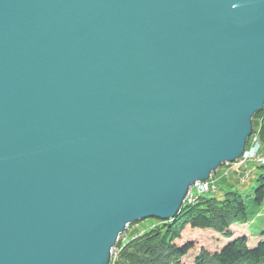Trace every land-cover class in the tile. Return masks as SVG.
I'll list each match as a JSON object with an SVG mask.
<instances>
[{"label":"water","instance_id":"obj_1","mask_svg":"<svg viewBox=\"0 0 264 264\" xmlns=\"http://www.w3.org/2000/svg\"><path fill=\"white\" fill-rule=\"evenodd\" d=\"M263 110L264 0H0V264H110Z\"/></svg>","mask_w":264,"mask_h":264},{"label":"trees","instance_id":"obj_2","mask_svg":"<svg viewBox=\"0 0 264 264\" xmlns=\"http://www.w3.org/2000/svg\"><path fill=\"white\" fill-rule=\"evenodd\" d=\"M258 113L255 118L257 129ZM264 141V125L261 133ZM250 144V143H249ZM255 160V159H254ZM253 160V162H255ZM258 160V168L264 167ZM217 188H221L220 186ZM217 190L203 195L195 205L185 204L179 214L167 222L151 225L142 235L129 242L111 264H186L182 259L193 248L192 242L178 245L176 240L188 225L194 229H212L231 237V227L253 221L264 204V181L254 188L248 199L239 190H229L223 195ZM154 220V219H153ZM245 237L230 241L222 248L203 249L195 264H264V239L250 246Z\"/></svg>","mask_w":264,"mask_h":264},{"label":"rangeland","instance_id":"obj_3","mask_svg":"<svg viewBox=\"0 0 264 264\" xmlns=\"http://www.w3.org/2000/svg\"><path fill=\"white\" fill-rule=\"evenodd\" d=\"M259 113H261V115L258 118L257 129L255 127V118L258 113L253 118V133L248 138L246 150L243 156L239 157L235 161L222 164L216 171L211 173L208 180L197 181L194 185H192L185 197L184 205L197 204L200 197L212 192L213 190H217L215 192L218 195H223L229 190H239L247 199L253 195L254 188L257 187L259 183L264 181V167L258 168L254 165L258 162V160H261L262 158L264 159V141L261 137L264 125V110ZM238 160L241 161L236 164ZM253 160L255 162H253ZM262 162H264V160H262ZM207 182L208 184H210V182H214V184H210V188H206ZM219 186L221 188H217ZM213 193L214 192L211 194ZM156 220H158L159 223L169 221L149 218L129 224L127 226V230L119 237L116 246L112 249V260L117 258L120 251H122L129 242L142 235L148 228H150L151 225L155 226V223H157ZM231 231L233 232V235L228 237L212 229H194L187 225L182 230L181 235L176 240V243L178 245H184L187 242H192L193 248L190 249L188 254L182 259L186 264H195V258L203 249L215 251L227 245L230 241L243 237L248 239L247 242L250 246H256L264 239V204L261 208L260 214H258L253 221L243 224L237 223L231 227Z\"/></svg>","mask_w":264,"mask_h":264},{"label":"built area","instance_id":"obj_4","mask_svg":"<svg viewBox=\"0 0 264 264\" xmlns=\"http://www.w3.org/2000/svg\"><path fill=\"white\" fill-rule=\"evenodd\" d=\"M240 161H241V160H238V161L236 162V164H238ZM242 162H243V161H242ZM236 164H235V165H236ZM210 184L212 185V184H214V182H213V183L210 182ZM210 184H208V182H207V186H206V188H210Z\"/></svg>","mask_w":264,"mask_h":264},{"label":"bare ground","instance_id":"obj_5","mask_svg":"<svg viewBox=\"0 0 264 264\" xmlns=\"http://www.w3.org/2000/svg\"><path fill=\"white\" fill-rule=\"evenodd\" d=\"M251 144V143H250Z\"/></svg>","mask_w":264,"mask_h":264}]
</instances>
